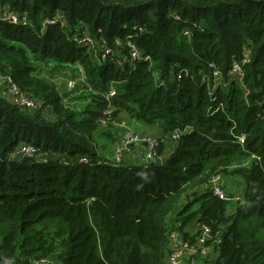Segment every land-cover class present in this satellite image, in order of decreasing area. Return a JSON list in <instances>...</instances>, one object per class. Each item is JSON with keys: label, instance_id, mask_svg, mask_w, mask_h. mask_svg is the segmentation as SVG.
Returning <instances> with one entry per match:
<instances>
[{"label": "trees", "instance_id": "1", "mask_svg": "<svg viewBox=\"0 0 264 264\" xmlns=\"http://www.w3.org/2000/svg\"><path fill=\"white\" fill-rule=\"evenodd\" d=\"M7 12L26 26L0 23V71L41 105L20 107L0 87V264H167L170 233L193 241L200 224L219 232L201 264H264V0H0ZM85 34L91 46L75 42ZM127 41L150 61L132 65ZM28 53L81 65L93 92L79 112ZM242 60L247 103L228 77ZM209 64L222 74L213 95ZM111 83L119 101L105 98ZM109 106L115 120L191 131L169 158L161 147L147 167L113 168L92 147ZM21 144L47 161L10 159ZM79 155L91 163L60 162ZM215 171L237 178L223 189L232 197L239 184V202L209 191Z\"/></svg>", "mask_w": 264, "mask_h": 264}, {"label": "built area", "instance_id": "2", "mask_svg": "<svg viewBox=\"0 0 264 264\" xmlns=\"http://www.w3.org/2000/svg\"><path fill=\"white\" fill-rule=\"evenodd\" d=\"M0 21L10 23V24H19L22 23L26 25V21L20 22L18 17L12 13L0 14ZM57 19H53L48 21V25H53ZM185 35H189L188 31H184ZM75 41L80 45H90L92 44L91 37L87 34L81 36L80 38H76ZM126 47L129 54V60L131 64H135L137 62H146L150 61L148 57L144 56L136 46L131 43L130 41L126 42ZM112 54V49L105 44L102 46V53H101V61L107 59ZM247 60H242L241 62H233L230 68V72L228 74L229 79L234 82L243 92L245 102L247 103L246 97L248 94L247 89L243 84V70L242 64H244ZM209 68L212 69L211 78H212V86L209 87V94L213 95L216 90V81L221 80V72L220 70L215 67L214 64H209ZM186 72V71H183ZM202 80L208 82L205 76H202ZM0 87H1V94L3 96H8L10 100H13L18 106L26 107V108H35L40 106V102L37 99L32 98L30 94L20 90V88L16 85L12 77L9 75H5L0 71ZM68 88H73L75 86V81H68L67 82ZM115 91L110 88L109 91L105 94V98L107 100L112 99L114 97ZM215 100V98H214ZM257 106H261V104H257ZM114 112V108L109 106L104 112L103 115L98 119V127L99 129H103L108 127L111 123L116 122V126L120 128L119 139L114 148L113 154L114 158L112 159L111 163H108L109 166L118 167L121 165L122 161V154L124 151L128 150L130 146H138L139 153L142 161V166L147 167L150 163L159 159V149L161 147H167L172 144H176L179 142L180 138L189 133L191 130L189 128L185 129L184 131L174 130L168 134L162 133H155L149 132L146 134H141L137 132L133 126L129 123V121H125L124 118H119L117 121H114L112 113ZM236 143L239 146L244 145L245 135L240 134L235 139ZM32 144H21L17 147L13 153L10 154V159H18L21 160H31L34 159L42 153L40 149L31 146ZM169 148V147H168ZM41 153H40V152ZM43 159L39 160V162L45 163L48 156V153H42ZM255 155H251L250 159H255ZM36 161V160H35ZM38 162V161H36ZM60 162L64 165H68L69 163H76L79 165H89L91 160L86 155H79L74 159L66 160L64 157H61ZM207 188L209 191L217 197L219 200L229 201L232 203H237L240 201V195L236 194L232 197H228L223 189V179L220 172L215 171L213 174L210 175ZM238 187H235L234 190H237ZM198 233L195 235L193 241H181L179 232L172 231L170 233V246L171 250L169 255L167 256L166 263L167 264H201V260L206 258L210 255L211 249L213 248V244L216 241V237L219 232H216V235L213 237L211 235V230L208 226L204 224H200L197 227ZM34 264H39L34 262ZM43 264V261L40 262Z\"/></svg>", "mask_w": 264, "mask_h": 264}, {"label": "rangeland", "instance_id": "3", "mask_svg": "<svg viewBox=\"0 0 264 264\" xmlns=\"http://www.w3.org/2000/svg\"><path fill=\"white\" fill-rule=\"evenodd\" d=\"M28 56L31 59V63L37 68L35 74L39 75L40 77H44L47 80L51 81V83H53L56 86V89H57L59 94L64 93L66 95V98L62 99V103L65 106H67L66 107L67 109H69L70 111L73 110V111L79 112L82 109V107L85 105V103H87L86 99L83 97L85 95H87L88 92H93V89L87 87V85H85V88L82 85H80V82L81 81L83 82V80H84L81 65L76 64V63L73 65L72 64H58L51 59L45 60L44 62H38V61L34 60L33 55L31 53H28ZM77 76L80 78L79 79L80 80L79 81V87L75 90H72V88H68L67 82L70 81L69 79H71V77L75 78ZM76 83H77V80H75V85H77ZM220 84H221V80L216 81L215 87L217 88L218 85H220ZM110 88H112L113 90H116L115 84L111 83ZM124 120L131 122V119L127 115H125ZM117 128H118V131L120 133V128L118 126H117ZM99 130L100 129H98L96 131H99ZM92 143H94V142H92ZM174 145H170V146L165 147L166 151H167L168 147L170 148L171 146H174ZM31 146H33V145H31ZM92 147L95 151L96 150L98 151V147H97L96 143ZM112 152H113V150H111V157L109 159L108 158L104 159L108 163H111L112 159L114 158V154H112ZM99 154H100V152L98 151V155ZM166 155L169 158L172 155V152L167 153ZM127 156L128 155L125 154V152H124L122 154V161H126L128 158ZM220 174H221L224 182L228 186L234 187L237 185V184L234 185L235 183H240L239 181H237V178L226 177L224 174H222V173H220ZM234 191H236V190H234Z\"/></svg>", "mask_w": 264, "mask_h": 264}, {"label": "crops", "instance_id": "4", "mask_svg": "<svg viewBox=\"0 0 264 264\" xmlns=\"http://www.w3.org/2000/svg\"><path fill=\"white\" fill-rule=\"evenodd\" d=\"M130 124L133 126V128L137 132H140L141 134H146V133L153 132V131L161 132V129L159 128H149L137 121L131 120ZM118 139H119V131H118L116 124L113 123L111 124V126L100 129L99 131H96L93 133L92 142L94 143L92 145L94 146L95 143L97 144L98 151L100 152V154L98 155L97 150L96 152H97V155L101 159H105V158L109 159L111 157V150L114 151V148L118 142ZM139 148L140 147L133 146L128 151L125 152V154L128 155L127 156L128 158L126 161H124V164L131 165V166H136V165L139 166L141 162ZM167 153H170L168 149L167 151L165 150L164 155L166 157H167L166 155Z\"/></svg>", "mask_w": 264, "mask_h": 264}, {"label": "clouds", "instance_id": "5", "mask_svg": "<svg viewBox=\"0 0 264 264\" xmlns=\"http://www.w3.org/2000/svg\"><path fill=\"white\" fill-rule=\"evenodd\" d=\"M7 13H12V14H15L17 17H18V20L20 21V22H22V21H26V19L25 18H19V16H18V14L16 13V12H7ZM2 14H6V13H2ZM0 23H2V24H7V25H11V26H16V27H24V26H26V25H23L22 23H19V24H10V23H6V22H2V21H0ZM46 29V28H45ZM88 35V34H87ZM76 42V41H75ZM131 42V41H130ZM77 43V42H76ZM132 43V42H131ZM78 44V43H77ZM78 45H80V44H78ZM68 87V86H67ZM109 89H110V87H109ZM109 91V90H108ZM115 91V90H114ZM115 95H116V92H115ZM114 95V96H115ZM111 100H113V97H112V99ZM114 118V117H113ZM119 118H124V117H119ZM118 118V119H119ZM114 121H117V120H115V118L113 119ZM115 124H116V122H114ZM130 123V122H129ZM111 124H113V123H111ZM110 124V125H111ZM109 125V126H110ZM108 126V127H109ZM153 132H155V133H160V132H157V131H153ZM131 147H133V146H130L129 148H128V150L131 148ZM134 147H138V146H134ZM128 150H126V151H128ZM126 151H124V152H126ZM168 151H170V152H172V150L171 149H169L168 148ZM87 156V155H86ZM165 156V155H164ZM256 157H258L257 155H255ZM89 157V156H88ZM159 157V159H161V157H160V155L158 156ZM164 158H167L166 156L164 157ZM255 159H257V158H255ZM257 160H259V157H258V159ZM105 163H108L106 160H105ZM122 165H125L124 164V161L121 163V165L120 166H118V167H121ZM139 165H141L142 166V161L140 162V164ZM136 166H138V165H136ZM113 167V166H112ZM113 168H117V167H113ZM223 179V178H222ZM223 182H224V180H223ZM238 187V191L236 192V194H239V192H240V190H241V186L240 185H238L237 186ZM236 194H234V195H236ZM233 195V196H234ZM240 195V194H239Z\"/></svg>", "mask_w": 264, "mask_h": 264}, {"label": "water", "instance_id": "6", "mask_svg": "<svg viewBox=\"0 0 264 264\" xmlns=\"http://www.w3.org/2000/svg\"><path fill=\"white\" fill-rule=\"evenodd\" d=\"M113 100L119 101V99H118V95H115V96L113 97Z\"/></svg>", "mask_w": 264, "mask_h": 264}]
</instances>
